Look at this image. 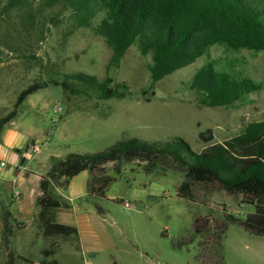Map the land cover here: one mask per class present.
<instances>
[{"label": "rangeland", "instance_id": "374dc122", "mask_svg": "<svg viewBox=\"0 0 264 264\" xmlns=\"http://www.w3.org/2000/svg\"><path fill=\"white\" fill-rule=\"evenodd\" d=\"M6 2L0 0V11ZM41 2H32L35 17L29 27L33 29L30 46L21 39L27 37L21 20L26 11H12L10 26L0 23V36L8 30L14 42H23L19 51L0 49V118L13 110L19 93L28 85L63 81L65 74L82 72L101 80L110 75L115 83L127 82L132 93L125 99L101 100L92 90L72 95L52 85L29 96L19 107L16 118L0 133V160L7 164L0 172V264H40L42 259L60 264H198L200 235L192 230L193 215H208L212 220L218 216L211 203L214 194L197 186L192 201L181 197V174L148 172L145 163H126L120 174L112 165L106 167L104 176L116 181L106 197L92 199L95 212L100 209L106 233L99 235V244L87 249L81 248L76 235L44 237L36 216L22 220L13 215L17 225L9 219L13 224L9 236L18 258L8 262L2 242L3 207L13 212L21 194L28 193L30 183L23 186L19 171L35 172L40 166L52 165L54 157L100 153L130 139L170 142L178 137L200 152L204 147L201 133L211 130L214 142H222L239 134L249 122L264 120V87L246 102L215 108L200 105L201 94L191 89L196 72L210 61L219 72L241 71L264 85V52H237L217 44L190 66L155 83V95H147L148 102L142 92L152 84L151 55H141L135 44L120 68L108 71L112 50L95 32L100 18L89 28L75 29L60 7L44 8ZM41 31L44 37L38 42ZM34 145L40 147L38 153ZM253 212V206H246L240 217ZM183 240L186 246L178 247ZM46 251L51 252L47 257ZM223 251L225 264H264V236L232 225Z\"/></svg>", "mask_w": 264, "mask_h": 264}, {"label": "trees", "instance_id": "16d2710c", "mask_svg": "<svg viewBox=\"0 0 264 264\" xmlns=\"http://www.w3.org/2000/svg\"><path fill=\"white\" fill-rule=\"evenodd\" d=\"M32 2L7 0L1 8L0 23L9 26L12 11L28 14L21 18L27 33L26 38H21L25 43L14 42L7 30L0 36V49L19 51L21 43L31 45L33 29L29 27L35 17ZM41 5L44 8L60 7V12L69 15L75 29L89 28L100 18L95 32L112 50L108 71L119 69L125 54L135 44L141 55H151L152 84L142 92L148 102L151 99L147 95H155V83L190 66L217 44H225L237 52H264V0H43ZM43 37L41 31L38 42ZM52 85L61 86L72 95L92 90L101 100L125 99L132 93L127 82L115 83L110 75L101 80L77 72L65 74L63 81H35L19 93L13 110L0 118V133L16 118L19 107L29 96ZM263 87L262 83L244 76L241 71H217L214 61L199 69L191 82V89L201 94L200 105L212 108L246 102L249 95ZM199 137L204 143L200 152L178 137L170 142L130 139L100 153L54 157L51 170L41 179L42 194L37 199L43 236L68 238L78 233L75 227L56 221L54 211L67 204L53 193L55 187L66 191L74 177L88 172V196L104 198L116 181L115 177L104 176L106 167L112 165L120 174L124 164L138 161L146 164L148 172L181 174L184 179L178 192L181 197L192 201L197 186L212 191L211 203L219 215L213 220L208 215H193L192 230L200 235L195 259L198 264H225L223 241L230 226L238 225L251 234L264 236V120L249 122L239 134L222 142H214L211 130ZM246 206H253L254 212L242 219L240 215ZM3 209L2 242L7 261L11 262L18 258L12 252L9 236L10 228L17 222L9 207ZM97 209L100 214L99 207ZM9 219H13V224ZM185 246L184 240L178 244L180 248ZM44 254L47 257L51 252ZM40 264L60 263L42 259Z\"/></svg>", "mask_w": 264, "mask_h": 264}, {"label": "crops", "instance_id": "0c3cea01", "mask_svg": "<svg viewBox=\"0 0 264 264\" xmlns=\"http://www.w3.org/2000/svg\"><path fill=\"white\" fill-rule=\"evenodd\" d=\"M51 168L52 165L40 166L35 172H18L23 186L28 183L30 186L27 190L25 189L28 192L25 197L21 194V199L17 200L15 209H12L16 219L30 220L35 216L38 217L37 199L42 194L40 182ZM88 179V172H83L71 180L66 191L56 187L52 190L56 196L62 198L63 203L67 204V207L54 211L56 221L77 229L76 236L82 249L99 244V235L106 233L100 220V214L94 210L93 198L87 194Z\"/></svg>", "mask_w": 264, "mask_h": 264}, {"label": "built area", "instance_id": "2783aa9c", "mask_svg": "<svg viewBox=\"0 0 264 264\" xmlns=\"http://www.w3.org/2000/svg\"><path fill=\"white\" fill-rule=\"evenodd\" d=\"M33 148H34V152H35V153H38L39 150H40V147L37 146V145H34ZM6 167H7L6 162L0 160V172H2ZM124 205H125L127 208H130V207H131L130 204H128V203H125Z\"/></svg>", "mask_w": 264, "mask_h": 264}]
</instances>
